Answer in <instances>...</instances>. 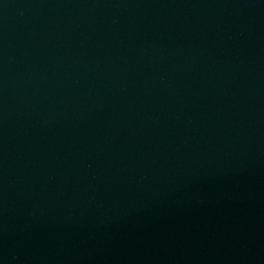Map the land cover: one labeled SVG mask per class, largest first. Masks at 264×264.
<instances>
[{"label": "water", "instance_id": "obj_1", "mask_svg": "<svg viewBox=\"0 0 264 264\" xmlns=\"http://www.w3.org/2000/svg\"><path fill=\"white\" fill-rule=\"evenodd\" d=\"M0 264H264V0H0Z\"/></svg>", "mask_w": 264, "mask_h": 264}]
</instances>
